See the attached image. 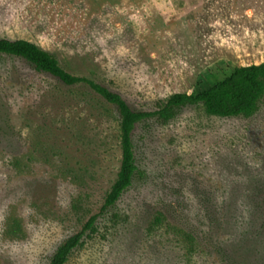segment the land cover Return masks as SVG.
Segmentation results:
<instances>
[{
	"label": "rangeland",
	"instance_id": "rangeland-1",
	"mask_svg": "<svg viewBox=\"0 0 264 264\" xmlns=\"http://www.w3.org/2000/svg\"><path fill=\"white\" fill-rule=\"evenodd\" d=\"M3 38L154 113L264 62V0H0ZM120 119L89 85L0 55V264H50L95 214L66 264H264V97L250 117L198 103L139 122L132 184L101 212Z\"/></svg>",
	"mask_w": 264,
	"mask_h": 264
},
{
	"label": "trees",
	"instance_id": "trees-1",
	"mask_svg": "<svg viewBox=\"0 0 264 264\" xmlns=\"http://www.w3.org/2000/svg\"><path fill=\"white\" fill-rule=\"evenodd\" d=\"M0 55L16 57L26 61L37 72L45 73L67 86L89 85L108 103L116 105L120 115V140L122 149L118 176L106 195L101 212L114 206L122 194L131 186L137 171L135 146L132 135L136 125L152 115L169 119L175 108L202 103L209 114L233 117H250L259 108L264 97V62L237 66L233 71L206 89L191 94L175 93L164 106L154 112L134 111L124 98L108 87L86 76L75 75L60 64L51 52L26 39H0ZM99 214H95L73 235L65 239L54 252L50 264H66L72 252L82 246L85 236L93 231Z\"/></svg>",
	"mask_w": 264,
	"mask_h": 264
}]
</instances>
